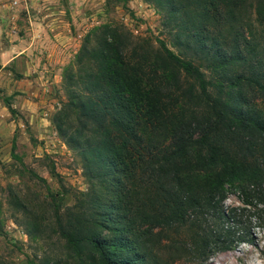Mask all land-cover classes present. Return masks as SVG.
I'll use <instances>...</instances> for the list:
<instances>
[{"label":"trees","instance_id":"obj_1","mask_svg":"<svg viewBox=\"0 0 264 264\" xmlns=\"http://www.w3.org/2000/svg\"><path fill=\"white\" fill-rule=\"evenodd\" d=\"M151 1L178 52L115 20L92 26L49 119L100 182L64 216L53 204L93 264L197 262L264 228V36L242 24L245 0ZM254 10L264 22V0Z\"/></svg>","mask_w":264,"mask_h":264},{"label":"rangeland","instance_id":"obj_2","mask_svg":"<svg viewBox=\"0 0 264 264\" xmlns=\"http://www.w3.org/2000/svg\"><path fill=\"white\" fill-rule=\"evenodd\" d=\"M256 2L245 0L241 17L261 42L264 22L255 19ZM163 16L151 0H0V264H93L87 250L76 254L59 233L53 204L60 203L64 216L68 206H85L80 198L88 192L102 191L99 181L85 176L79 147L67 144L49 120L66 98L61 81L53 88L51 109L15 86L39 80L38 67L45 69L48 59L59 64L61 75L85 32L110 19L145 36L152 47L163 41L178 52ZM236 203L233 193L223 202ZM172 264H264V228L234 248L197 262L174 256Z\"/></svg>","mask_w":264,"mask_h":264},{"label":"crops","instance_id":"obj_3","mask_svg":"<svg viewBox=\"0 0 264 264\" xmlns=\"http://www.w3.org/2000/svg\"><path fill=\"white\" fill-rule=\"evenodd\" d=\"M55 39H58L57 37ZM16 54L12 56V59L16 58ZM4 62L1 63L3 66ZM59 65V64H58ZM55 60L48 59V64L45 69L38 67L39 76H34L26 79L27 83H18L15 88L24 91L27 94H33L39 97L41 105H45L46 109H51L54 103L53 88L61 81V75H57V69L60 67ZM42 77V78H41ZM29 79L32 81L29 82ZM9 133V132H8Z\"/></svg>","mask_w":264,"mask_h":264}]
</instances>
